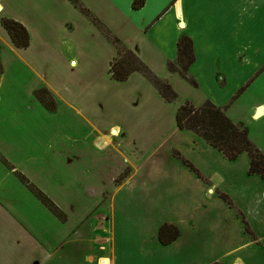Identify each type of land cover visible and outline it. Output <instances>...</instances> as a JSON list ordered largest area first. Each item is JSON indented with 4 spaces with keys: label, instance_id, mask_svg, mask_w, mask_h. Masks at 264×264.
<instances>
[{
    "label": "crops",
    "instance_id": "1",
    "mask_svg": "<svg viewBox=\"0 0 264 264\" xmlns=\"http://www.w3.org/2000/svg\"><path fill=\"white\" fill-rule=\"evenodd\" d=\"M7 1L0 0V16ZM30 2L36 3L30 4V21L46 24L47 29L36 27L35 32H31L30 23L22 21L30 31L28 50L16 49L0 23L3 68L4 60L9 57L18 59V64L32 74L24 88L21 86L14 92V99L23 98L33 109L36 106L31 104L37 101L34 92L41 86L47 88L56 98L58 108L65 110L66 122L81 124L76 136L83 141L77 147L65 148L63 142L56 144L54 148L61 155V164L51 170L48 177L39 171L37 156L54 148L37 151L36 140L44 139L45 134L32 140L25 138L27 144L32 142L30 148L34 149L33 152L23 150L30 152L28 160H24L28 167L24 170L25 176L66 219L61 221L38 199L30 202L25 215L30 219L29 227L21 224V228L15 223L8 232V236H13L10 242L14 251L20 253L19 259L15 254L7 263L264 264V179L249 174L250 158L246 153L229 160L193 132L180 130L176 118L169 125L170 133L164 140L167 143L157 148H144L143 141L135 139L132 126L124 128L129 141L123 144L119 141L120 137L123 139L121 126L106 127L103 120L97 119L100 108L95 103L82 102L79 106L77 98L73 97L75 88H58L50 82L52 70L40 72L33 63V58L52 53L49 37L61 31V46L69 51L77 45L79 49L70 54L78 55L83 66L100 55L98 65L108 71L118 56L114 44L104 36L108 31L151 72L179 92L180 75L169 72L167 64L176 61L178 40L188 35L189 27L197 23L195 17L189 15L199 9L197 5L201 0H145L137 10L132 8L134 0H78L86 13L72 0ZM51 22L54 28L47 27ZM68 29L71 31H66ZM192 41L195 51L194 38ZM194 54L195 64L198 57L196 51ZM62 58L68 68L75 64L73 69H76L77 59L67 58L64 52ZM220 59L218 57L217 62ZM49 65L52 67L51 63ZM231 65L238 72L239 65L233 60ZM20 66H15L17 72H21ZM7 72L15 74V70L6 68L0 77L2 81ZM39 75H43V80L37 82ZM195 77L192 78L199 81L198 76ZM223 80L227 87L226 74ZM119 85L123 89L122 106H146L148 102L163 100L156 87L140 73L131 74ZM1 86L0 81V91ZM199 93L197 103L192 101L196 106L211 101L227 115L226 104L212 91ZM56 113L61 116L59 110ZM263 114L264 107H261L257 115ZM85 125L87 131H84ZM156 130L148 135L155 136ZM2 211L5 212L3 206ZM166 224L176 226L180 233L168 245L159 240V230Z\"/></svg>",
    "mask_w": 264,
    "mask_h": 264
},
{
    "label": "rangeland",
    "instance_id": "2",
    "mask_svg": "<svg viewBox=\"0 0 264 264\" xmlns=\"http://www.w3.org/2000/svg\"><path fill=\"white\" fill-rule=\"evenodd\" d=\"M30 4L36 3H31L30 0H8L5 2V10L0 16L1 25L4 18L21 23L27 31L29 29L22 21L30 23L31 32H35L36 27L47 29L46 24L30 21ZM35 6L37 7V5ZM197 6L199 9L189 15L194 16L197 23L189 27L188 35L184 34L183 36L195 40L198 61L193 63V66L191 65V72L189 68V76L191 78H196L195 75L198 76L199 81L192 79L198 82L199 87L197 86V89L179 74L180 80L177 82L179 92L175 91L179 100L177 98L175 101H168L160 94L164 101L148 102L146 106L139 107L135 105L122 106L120 96L123 89L119 85V82L122 81L113 77L111 67L108 71L100 68L98 65L102 58L100 55L94 56L95 59L83 66L78 55L70 54L71 51L79 49L77 45L74 50L69 51L61 46L60 43L63 39L61 31L58 34L53 32V36L49 37L48 44L52 46V53L47 52L37 59L33 58V63L40 72L45 69L52 70L49 79L58 88H75L76 93L73 97L77 98L79 106L82 105V102L85 104L95 103L96 107L100 108V116L97 119L103 120L106 127L121 126L123 139L120 137L119 141L123 144L125 141H129L124 128L130 126L135 132V139L143 141L144 148L146 146L154 149L161 143H167L164 140L170 133L168 132L169 125L173 118H176L179 108L187 102L194 104L193 100L197 103L201 96L200 91L202 93L203 91H209V93L212 91L221 103L226 104L228 118L235 124L248 127L251 141L264 153V114L255 117L258 109L264 107V0H201ZM46 12L51 13L52 11ZM92 22L94 21L92 20ZM53 23L51 22L47 27L54 28ZM2 27L4 28L3 25ZM30 31H28L29 45L25 48L14 45L16 49L28 50L31 45ZM38 38L40 39V37ZM112 38L120 41L115 35ZM35 40L36 38H33V41ZM106 40L113 44L110 38L107 37ZM51 42L56 43L53 45ZM40 43L42 44V39H40ZM120 43L122 44L121 41ZM61 50L67 58L77 59L76 69H73L75 64L68 68L62 58ZM242 55L244 56L242 57ZM218 57L221 58L219 62H217ZM177 58L175 62H168V64H176ZM240 58L244 61H241ZM27 59L30 61V55ZM232 60L239 65L238 72L236 68L232 67ZM48 61H51L52 67ZM4 66L5 68L2 66L3 73L0 77L6 68L7 71L8 68L15 70V74L7 72L4 80L0 79L2 84V91H0V132L2 134L0 135V264H8L7 262L12 260L15 254L19 259L20 252L14 251V245L10 242L13 236H8V232L12 231L11 228L15 223L21 228H23L21 224L29 227L30 219L25 215L28 214L30 202L38 199L29 184L34 188L38 187L24 173V170L28 169L24 160L25 158L28 160L30 152H23V150L34 151L30 148L31 145L33 147L32 142L31 145L27 144L25 138L32 140L36 137H43L45 134L44 139L36 140L38 152H43L50 147L54 148L60 142H63L66 148L77 147L83 141L82 138L76 136L81 131V124L76 121L66 122V119L63 118L65 110L62 107L58 108L56 98L47 88L41 86L36 89L34 97L37 101L31 104L36 106L33 109L28 107L29 102L23 98L14 99V92L21 86L23 89L25 82L32 78V74H28L23 65L18 64V59H9L8 57L4 60ZM15 66H20L21 72H17L18 69ZM167 70L171 72L169 69ZM224 74L228 79L227 87H224L223 83ZM142 76L152 84L144 75ZM39 79L42 81L43 75L37 77V82ZM200 84L202 88H200ZM232 88L235 90L232 91ZM42 97L51 98L54 106L49 109L43 103ZM58 110V114L61 116L55 115ZM45 111L50 114V117L46 116ZM152 121H154L153 124ZM60 127L66 134L60 131ZM86 127L85 125L84 131H87ZM154 130L157 131L156 135L149 136L148 133ZM18 137L24 138L19 139ZM169 143L171 144V142ZM55 150L57 149L47 150L45 155L37 156L39 171L44 172L48 177L51 176L50 171L59 168L58 166L61 164L59 163L61 155ZM39 177L45 178L40 174ZM22 178H25L29 184ZM2 206L5 208V212L2 211Z\"/></svg>",
    "mask_w": 264,
    "mask_h": 264
},
{
    "label": "trees",
    "instance_id": "3",
    "mask_svg": "<svg viewBox=\"0 0 264 264\" xmlns=\"http://www.w3.org/2000/svg\"><path fill=\"white\" fill-rule=\"evenodd\" d=\"M72 2L84 13L78 0ZM145 0H134L133 8L139 9L144 5ZM96 24V21L93 20ZM2 25L10 35L13 44L20 48L29 45V33L19 22L2 19ZM101 29V28H100ZM105 35L110 38L117 49L118 56L111 64V72L114 78L119 81H126L132 73L144 75L168 101H175L177 93L165 80L154 75L150 69L131 50L126 49L118 39L112 38L108 31ZM1 49V45H0ZM195 61V54L192 40L183 36L178 42L177 63H169L168 69L171 72L180 74L185 80L195 87L198 83L189 76V68ZM3 73L0 61V75ZM49 94V93H48ZM43 103L51 109L54 106L53 100L42 97ZM177 126L180 130L191 131L198 137L208 142L221 151L229 160H236L241 154L246 153L250 158L249 174L260 175L264 179V153L258 149L249 137L248 127L237 125L232 122L223 110L211 101H206L202 106H195L187 102L182 105L176 115ZM29 184L28 181L25 180ZM37 198L52 211L61 221L66 217L63 212L38 188L29 184ZM179 229L174 225H164L159 230V240L162 244L168 245L179 237Z\"/></svg>",
    "mask_w": 264,
    "mask_h": 264
},
{
    "label": "water",
    "instance_id": "4",
    "mask_svg": "<svg viewBox=\"0 0 264 264\" xmlns=\"http://www.w3.org/2000/svg\"><path fill=\"white\" fill-rule=\"evenodd\" d=\"M255 117H258V115L256 114V116Z\"/></svg>",
    "mask_w": 264,
    "mask_h": 264
}]
</instances>
